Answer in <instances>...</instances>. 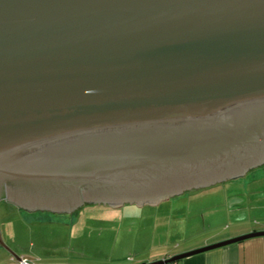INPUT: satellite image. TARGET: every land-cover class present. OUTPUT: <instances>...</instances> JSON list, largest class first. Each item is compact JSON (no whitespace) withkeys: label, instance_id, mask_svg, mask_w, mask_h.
Returning a JSON list of instances; mask_svg holds the SVG:
<instances>
[{"label":"water","instance_id":"1","mask_svg":"<svg viewBox=\"0 0 264 264\" xmlns=\"http://www.w3.org/2000/svg\"><path fill=\"white\" fill-rule=\"evenodd\" d=\"M262 166L264 0H0V204L157 206Z\"/></svg>","mask_w":264,"mask_h":264},{"label":"rangeland","instance_id":"2","mask_svg":"<svg viewBox=\"0 0 264 264\" xmlns=\"http://www.w3.org/2000/svg\"><path fill=\"white\" fill-rule=\"evenodd\" d=\"M235 195L243 199L236 208L230 207ZM239 213H244L245 218L239 219ZM262 218L264 166L240 180L188 192L157 206L112 208L94 205L84 206L72 215H50L29 214L0 204V231L4 243L14 241L47 264L152 260L217 234H228L237 224L256 228ZM6 246L16 255V249ZM9 256L7 251L0 249V264Z\"/></svg>","mask_w":264,"mask_h":264},{"label":"crops","instance_id":"3","mask_svg":"<svg viewBox=\"0 0 264 264\" xmlns=\"http://www.w3.org/2000/svg\"><path fill=\"white\" fill-rule=\"evenodd\" d=\"M236 197H237L236 195L232 196V201L235 200V203L234 204L232 203V205L243 203V199L239 200ZM238 218L241 220L244 219L245 214L239 213ZM232 227H234L233 230L230 231L228 234H217L213 238L205 239L200 243L187 246L186 248L181 249L174 254L166 253L163 256L154 258L152 260L148 259L147 261L144 260L134 261L131 259H127L125 261H123L122 259H117L114 261L108 260L104 262V264H108L111 262H112L111 264L113 263L127 264L125 262H131L132 264H151L160 260H166L175 255L190 252L209 245H214L216 243L230 240L242 235L264 231V218H262L260 221L256 223V228L248 229L247 228L248 224L244 225L243 223L234 225ZM5 243L7 245H11V247L16 249V256L19 257L20 259H27L29 261L36 262L38 264H47L46 262H43V258L35 254H29L28 252L24 251L22 247H19L18 244H15L14 241H8ZM17 247H19V250H17ZM7 263L14 264V261L11 256L5 257L3 259V264H7ZM48 264H63V263L50 262ZM65 264H70V263H65ZM83 264H90V263L85 262ZM170 264H264V237L252 238L236 244L227 245L222 248L214 249L205 253L187 257L182 260L172 262Z\"/></svg>","mask_w":264,"mask_h":264},{"label":"built area","instance_id":"4","mask_svg":"<svg viewBox=\"0 0 264 264\" xmlns=\"http://www.w3.org/2000/svg\"><path fill=\"white\" fill-rule=\"evenodd\" d=\"M20 260H21V262H20V261H18V262H14V264H38V263H36V262L29 261V260H27V259H20Z\"/></svg>","mask_w":264,"mask_h":264},{"label":"flooded vegetation","instance_id":"5","mask_svg":"<svg viewBox=\"0 0 264 264\" xmlns=\"http://www.w3.org/2000/svg\"><path fill=\"white\" fill-rule=\"evenodd\" d=\"M233 204L235 203V200H233V201H231ZM232 203H231V206L230 207H233V206H235V208H236V205H232Z\"/></svg>","mask_w":264,"mask_h":264},{"label":"trees","instance_id":"6","mask_svg":"<svg viewBox=\"0 0 264 264\" xmlns=\"http://www.w3.org/2000/svg\"><path fill=\"white\" fill-rule=\"evenodd\" d=\"M2 205L5 204V203H1Z\"/></svg>","mask_w":264,"mask_h":264}]
</instances>
